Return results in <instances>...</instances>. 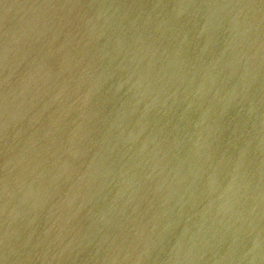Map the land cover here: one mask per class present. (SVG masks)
I'll list each match as a JSON object with an SVG mask.
<instances>
[{
    "label": "water",
    "instance_id": "obj_1",
    "mask_svg": "<svg viewBox=\"0 0 264 264\" xmlns=\"http://www.w3.org/2000/svg\"><path fill=\"white\" fill-rule=\"evenodd\" d=\"M0 264H264V0H0Z\"/></svg>",
    "mask_w": 264,
    "mask_h": 264
}]
</instances>
